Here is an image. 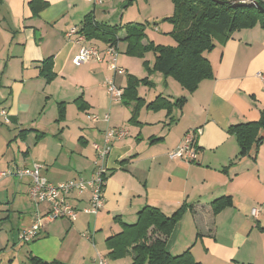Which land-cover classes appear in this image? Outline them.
Masks as SVG:
<instances>
[{"label": "crops", "instance_id": "obj_1", "mask_svg": "<svg viewBox=\"0 0 264 264\" xmlns=\"http://www.w3.org/2000/svg\"><path fill=\"white\" fill-rule=\"evenodd\" d=\"M119 1L126 3L122 8L129 4V0ZM96 5L92 0H0V107L8 111L10 118L8 124L0 126L13 125L15 133L22 127L14 137L22 159L15 162L0 153V170L37 162L43 165L41 174L54 183L76 176L88 177L96 158L92 144L102 143L106 128H125L126 122L130 129H126L122 139L112 142L107 155L102 209L89 218L80 210L87 205L89 192L81 197L71 196L68 200L77 208V218L45 221L39 237L28 243L19 241L17 233L35 221V205L28 193L29 178L0 179V264H33L31 257L45 264L53 261L98 264L99 255L106 258L107 264H118L108 262L105 241L122 230L121 221L135 222L137 212L145 205L155 206L166 215L185 206L181 222L166 237V249L172 254L186 249L191 252V245L178 244L182 222L191 216L194 239H201L223 262L263 264L264 237L261 244L246 247L243 253L246 256L238 257L242 246L250 240L248 234L240 232L236 237L234 234L230 243L221 244L216 239V220L225 217L231 224L236 212L249 210L259 226H251L249 233L252 235L253 231L264 228V143L258 147L255 160L251 159L253 151L249 156L237 158L239 145L236 137L228 132L229 125L258 119L264 106V81L257 76V71L264 69V29L237 30L219 48L220 54L216 49L205 54L213 77L200 81L181 106V113H139L131 125L128 124L131 113H109V121L105 122L106 113L89 112L106 110L114 103L115 99L109 98L103 86L111 72L105 62L77 65L72 59L81 45H95L102 50L108 44L97 38L78 42L76 35L66 36L72 27L79 32L87 14L94 21L103 22L96 17ZM124 36L125 29H122L117 34V49ZM147 43L142 40L143 45ZM49 57L53 58L54 76L47 81L40 74V67L41 61ZM124 70L126 74L128 68ZM113 76L115 81L117 75ZM173 96L176 98L178 94ZM46 98L56 103L54 121L60 124L57 152L48 149L47 132L40 130L39 125L32 126L31 113L39 109L32 101ZM119 100L116 101L121 103ZM60 102L65 103V113L58 120ZM72 106L80 118L85 116L91 124L77 122L74 135L68 138L66 122ZM90 114L97 115L98 120H90ZM187 131L194 137L197 160L171 159L168 151L183 142ZM33 134V139L27 138ZM223 195H230L233 205L213 214L211 202ZM255 207L259 209L257 216L251 213ZM45 208L39 205L41 213ZM79 212L86 215L80 217ZM14 213L15 227L11 223ZM126 256L130 263L133 255Z\"/></svg>", "mask_w": 264, "mask_h": 264}, {"label": "trees", "instance_id": "obj_2", "mask_svg": "<svg viewBox=\"0 0 264 264\" xmlns=\"http://www.w3.org/2000/svg\"><path fill=\"white\" fill-rule=\"evenodd\" d=\"M171 0L173 13L166 18L172 28L169 34L175 40L174 46L155 44L149 41L143 45L145 38V26L142 23L129 25H110L98 23L87 14L79 29V33L85 38H97L116 45L119 41L117 34L125 29V52L129 55L142 57L145 52L154 54L153 67L148 71H158L163 76H172L180 85L194 91L201 80L213 77L210 61L205 52L214 47V38L224 43L230 34L237 29L249 28L259 24L264 29V14L255 7H232L229 0ZM259 4L264 8L263 1ZM53 58L49 57L41 61L40 74L47 81L54 76L52 71ZM139 82L150 83L147 78L138 79L129 75L127 84L122 93L121 100L129 104L132 100L136 105L132 112V118L137 115L138 107L142 101L137 96L136 86ZM186 102L185 97L175 99V105L179 108ZM172 102L159 94L148 103V107L166 106L168 113L172 109ZM160 108V107H158ZM65 103L58 104V120L64 117ZM228 132L236 137L239 145L237 158L250 155L251 145L254 144L252 159L255 160L258 147L264 140V106L260 116L256 120L229 125ZM127 160V159H126ZM233 205L230 195H223L211 202L212 213ZM185 212V206H179L172 214L166 215L159 208L151 205L143 206L137 212V219L133 223L120 222L122 230L113 233L106 239L109 250L108 256L117 259L132 254L129 264H200L196 261L189 249L180 254H172L166 249V237L172 232ZM117 219V216L114 217ZM264 230V228H262ZM33 264H45L44 261L31 257ZM48 264H62L57 261Z\"/></svg>", "mask_w": 264, "mask_h": 264}, {"label": "rangeland", "instance_id": "obj_3", "mask_svg": "<svg viewBox=\"0 0 264 264\" xmlns=\"http://www.w3.org/2000/svg\"><path fill=\"white\" fill-rule=\"evenodd\" d=\"M125 3V1H119L117 0H104L101 4L96 5V17L99 21H103V23L111 24V25H120L127 27L129 25H134L137 23L144 24V30H145V40L146 41H152L155 44H162V45H168V46H174L175 40L173 37L169 34L170 31L169 28H172V24L166 19L170 17L173 13V4L171 0H129V4L126 7L122 8V5ZM258 28L261 29L259 24H255L252 27L249 28ZM241 29H248V28H241ZM237 29V30H241ZM234 30L233 32L237 31ZM232 32V33H233ZM230 34V36L232 35ZM76 39V38H75ZM230 39V37L224 42L221 43L218 38H214V47L211 49H216L218 53L220 54L221 47L225 46L226 42ZM126 42L124 40H121L119 46H118V57H117V63L120 67L124 69V67L128 68L127 73L122 74H116L115 78V84L117 86L121 87L122 91L124 92V89L127 84V79L129 75H133L137 77L138 79L147 78L150 83L143 84L142 82H139L136 86V92L137 96L142 99L137 115L134 119H131L133 109L136 105V101L132 100L127 106H125L126 103L122 100L121 103L114 100V103L118 102L117 104L112 103L110 107H107L106 110H99L97 112H89V113H131V115L128 119V124L131 125L132 120H136L139 113H168L167 107L160 105L155 108L148 107V103L151 101H154L157 96L162 95L163 97L169 99L172 104V109L170 113H181L182 108H179L175 105V99L178 97H184L187 100L190 94L193 92H190L186 88H184L182 85H180L172 76H163L161 72L158 71H151L149 72L147 67L145 66L144 62H147L149 68L153 67L154 63V54L151 51L145 52L142 57L135 56V55H129L125 52V46ZM210 51V50H209ZM209 51H206L205 54ZM88 62H95V61H88ZM85 62V63H88ZM82 64V63H79ZM106 64V62H105ZM78 65V64H77ZM107 67V64H106ZM79 70L81 69L78 68ZM108 69V67H107ZM74 70H72L73 72ZM110 71V70H109ZM108 77H112V71H110ZM154 74V76H150L151 74ZM105 78V79H106ZM169 81V82H168ZM165 82H168L165 84ZM104 90H106L105 86V80L103 82ZM33 90L31 91L32 94ZM178 94V97H172V94ZM121 99V98H120ZM120 101V100H119ZM35 103L36 108H39L36 113H31L32 118L31 120L34 122V125L32 126H40V130H44L47 132V138H46V145L51 152H57V149H59L58 144L56 143V138L59 135L58 130L60 127V124L58 125L54 120L57 116L56 113V103L52 99H45L44 101H41V99H34L32 101ZM110 102V101H109ZM111 103V102H110ZM160 107V108H158ZM44 112V113H42ZM127 120V119H126ZM79 123L80 125H87L86 122H89V120L84 117H79L77 113V109L72 106L69 108V114H68V128L69 129L66 133L68 134V138L74 135L75 131V124ZM133 123V122H132ZM89 124H91L89 122ZM127 123L125 122V129H128ZM3 128H0V153L6 154V156L9 157L11 160H15V162H19L22 159V153L19 150V147L14 142V137L17 135L18 131L22 129V127H18V130L15 133V130L12 129L13 125L7 127L0 126ZM25 127H30V125H25ZM129 127V126H128ZM130 130V129H128ZM42 132V131H41ZM56 133V134H55ZM15 134V135H14ZM30 140L34 138V134L31 136H28ZM19 139V138H18ZM8 141H11L9 146H6ZM18 144L20 140H17ZM64 143L70 147H72L71 143L69 141L64 140ZM264 143V140H263ZM262 143V144H263ZM254 150V144L251 145L250 152ZM257 156V153H256ZM252 159V158H251ZM253 160V159H252ZM81 213V212H79ZM82 215L86 214H80ZM92 214H88V217L90 218ZM228 218L223 217L220 218L218 221L216 220L217 224V234L216 239L219 243H230L233 235L235 234H248L249 241H247L246 244H244L241 248L242 252H239L238 257H244L246 256L244 250L248 245H253V243L261 244L264 237V230L259 231H253L252 235L250 232L251 226L258 228V222L256 219H254L250 213L249 210L247 211H239L236 212L233 218L232 223L230 224L227 220ZM62 219H58L57 221H61ZM182 220V219H181ZM192 217L187 216L183 220V232L182 235L178 241L179 245H191V252L194 254V257L197 261L200 262V264H226L223 262L220 258H218L216 255L211 253L208 249V247L205 245V243L201 239H194V229L192 224ZM17 221L16 213L12 214L11 223H13V227H15V223ZM181 222V221H180ZM180 225V224H178ZM201 227V226H199ZM263 228V227H262ZM24 229V228H22ZM20 229V230H22ZM19 230V231H20ZM175 231V229H174ZM172 231V232H174ZM262 231V232H261ZM8 232V230L6 231ZM99 232V231H98ZM171 232V233H172ZM261 232L262 235L259 233ZM171 235V234H170ZM245 235H242L245 238ZM39 237V236H38ZM186 241V243H184ZM106 241H105V249H106ZM256 250V249H254ZM175 252V251H173ZM256 253H259V250L256 251ZM261 253V251H260ZM108 262H117L118 264H129L130 259L127 256L112 259L106 254ZM264 264V263H263Z\"/></svg>", "mask_w": 264, "mask_h": 264}, {"label": "built area", "instance_id": "obj_4", "mask_svg": "<svg viewBox=\"0 0 264 264\" xmlns=\"http://www.w3.org/2000/svg\"><path fill=\"white\" fill-rule=\"evenodd\" d=\"M95 4H101L104 0H92ZM233 3H253L259 0H229ZM264 3V0H261ZM76 35V41L80 42L85 39L79 34L76 27L70 28L66 32L69 38ZM118 49L116 45L108 44L104 49L100 50L95 45H81L72 62L74 64L85 63L88 61L106 62L107 67L112 71V77L106 80V92L110 99L119 100L122 96L121 87L117 86L114 81L115 74L124 73V69L117 63ZM257 76L264 81V69L257 71ZM109 113L103 115L105 122L109 121ZM92 121H97V115H88ZM10 122L9 113L5 108L0 107V125ZM200 129V128H199ZM197 129L196 132H200ZM127 134L125 128L108 126L103 135L101 144L93 143L96 151L94 160V168L88 177L76 176L74 178L54 183L41 174L43 165L37 162L30 166L7 167L0 170V179L2 178H29V198L35 205V221L31 226L20 230L17 238L23 243H28L40 234V230L45 221H53L56 219H68L73 221L77 218L78 210L70 202L71 196L81 197L85 192H89L88 203L80 210L87 214L96 215L104 205V185L108 168L106 166V158L110 152L112 142L122 139ZM167 155L171 159L180 158L188 162L196 161L197 150L194 144V137L191 131H187L183 137V142L175 149L168 151ZM45 205V210L41 213L39 205ZM258 208H253L251 213L257 216ZM98 264H107L106 258L99 255Z\"/></svg>", "mask_w": 264, "mask_h": 264}, {"label": "water", "instance_id": "obj_5", "mask_svg": "<svg viewBox=\"0 0 264 264\" xmlns=\"http://www.w3.org/2000/svg\"><path fill=\"white\" fill-rule=\"evenodd\" d=\"M220 3H223L224 1L222 0H217ZM126 4V3H125ZM124 4V5H125ZM232 7H236V6H247V7H255L257 9H259L263 14H264V8L258 3V2H253V3H229ZM123 5V6H124Z\"/></svg>", "mask_w": 264, "mask_h": 264}]
</instances>
